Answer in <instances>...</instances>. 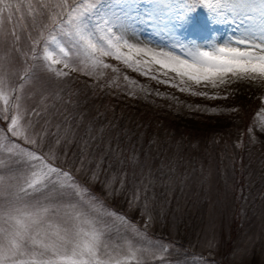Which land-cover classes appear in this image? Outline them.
Here are the masks:
<instances>
[{"label":"snow or ice","instance_id":"snow-or-ice-1","mask_svg":"<svg viewBox=\"0 0 264 264\" xmlns=\"http://www.w3.org/2000/svg\"><path fill=\"white\" fill-rule=\"evenodd\" d=\"M141 25L160 42L141 39ZM217 25L233 34L208 47L184 42L189 30L204 38ZM107 58L143 75L171 73L182 92L192 84L264 86V0H0V264H150L168 251L149 233L148 191L160 177L141 169L128 203L143 201L137 222L105 199L122 179L94 188L99 163L70 167L50 139L53 119L67 124L53 86L72 73L99 79L112 68Z\"/></svg>","mask_w":264,"mask_h":264},{"label":"rangeland","instance_id":"rangeland-1","mask_svg":"<svg viewBox=\"0 0 264 264\" xmlns=\"http://www.w3.org/2000/svg\"><path fill=\"white\" fill-rule=\"evenodd\" d=\"M140 27L141 39L160 42L150 25ZM232 34V26L217 25L204 38L189 30L184 42L196 39L208 47ZM105 62L118 72L102 69L99 79L72 73L53 86L67 114V124L61 117L47 125L57 154L83 171L99 163L94 188L108 178L122 179L123 187L117 184L118 191L104 194L105 199L118 202L137 222L143 219V201L128 203L140 187L141 169L160 177L148 191L154 218L149 233L168 251H158L150 264H264V132L257 122H264V112L256 107L255 123L247 130L239 115L220 117L228 116L229 104L244 94L248 102L264 103V86L192 84L182 92L185 85L171 86L179 83L171 73L165 77L153 68L143 75L113 58ZM165 79L169 82H160ZM200 92L207 95L193 94ZM126 157L137 163L130 166Z\"/></svg>","mask_w":264,"mask_h":264},{"label":"trees","instance_id":"trees-1","mask_svg":"<svg viewBox=\"0 0 264 264\" xmlns=\"http://www.w3.org/2000/svg\"><path fill=\"white\" fill-rule=\"evenodd\" d=\"M213 96L217 97V98H215L216 100L225 101V98L222 95L218 96V95L213 94ZM240 97H241V99L236 98L234 103L229 104V106H230L229 111L230 112L228 113V116H225V117L220 116V117L222 118L221 121L222 120L225 121V120H229V119L239 115V116H241V118L243 120L242 128L244 130H247V128H249L250 125L252 126V124L255 123V121L253 120V117L256 115V113H255L256 107L258 105H260L259 110H261L262 108H264V103L260 99L258 102V100L256 98L254 100V101H256L255 104H253L252 102H248L247 101L248 96H246V94H244L243 96H240ZM248 106H250V107H248ZM212 115H221V113L218 112V113L212 114ZM252 121H253V123H252ZM202 122L204 123V118H203ZM257 122H259L260 124H264V122H262L260 120H258Z\"/></svg>","mask_w":264,"mask_h":264}]
</instances>
